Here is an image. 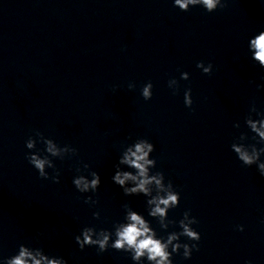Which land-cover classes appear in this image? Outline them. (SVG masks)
<instances>
[{"label": "clouds", "instance_id": "obj_1", "mask_svg": "<svg viewBox=\"0 0 264 264\" xmlns=\"http://www.w3.org/2000/svg\"><path fill=\"white\" fill-rule=\"evenodd\" d=\"M228 3L229 0H173V7L181 12H188L191 7L199 6L207 13H213L226 8ZM248 52L251 61L264 70V30L249 38ZM196 67L203 74L212 75L211 62L205 64L204 61H198ZM189 78L188 72H181V80H189ZM135 87L134 83L128 84L129 90H134ZM168 87L173 90L174 95L177 94L179 81L176 78L169 79ZM257 88H264V85H257ZM152 89L151 81L141 88V96L145 101L152 99ZM184 105L192 109L190 87L184 91ZM244 123L252 135L241 132L233 139L231 150L243 166L255 165L259 174L264 176V160H261L264 146L258 147L264 145V111L256 107L255 100L251 103ZM234 127L239 129L241 125L236 123ZM128 139H131V136ZM38 143L44 145L42 150L37 148ZM25 145L29 150L26 159L37 171L38 177L56 184L60 183L61 172L54 162L55 159L64 161L79 155L77 148L68 144L61 146L39 130H34V134L28 136ZM154 151L155 145L147 138H137L132 143L126 144L118 157V162L114 165L112 181L123 190L125 196L143 195L146 198L148 216L158 222L161 230L167 231L170 226L178 225L180 231L168 232L166 237L158 235L150 220L142 213L133 210L129 203H125L122 205L125 213L123 220L115 222L111 229H97L95 225L81 228L80 233L74 237L81 251L87 247H95L97 254L100 255L112 249L127 253L133 264H173V255L181 254V249H183L182 256L186 260L191 259L193 251H199L201 233L193 227L199 221L191 214V210L184 211L178 221L169 218V211L179 207L181 194L170 179L166 182L162 171H152L157 165V160L151 157ZM80 165L82 166L75 168L77 175L72 180L75 189L81 194L97 193L101 186L99 172L91 170L88 163L81 161ZM48 169H52V174ZM84 203L94 207L98 205L99 199L85 196ZM93 218L100 219V212H93ZM236 230L242 232L244 226L236 225ZM42 235V232H37L35 239L39 240ZM181 237L187 238L192 243L181 242ZM0 264H68V260L63 256L46 254L42 247H31L22 243L18 246L16 254L0 258ZM246 264H251V261H247Z\"/></svg>", "mask_w": 264, "mask_h": 264}]
</instances>
